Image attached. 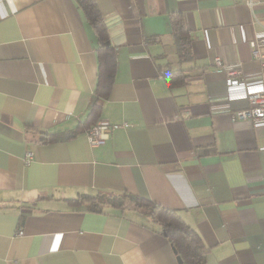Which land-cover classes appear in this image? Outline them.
Masks as SVG:
<instances>
[{
    "label": "crops",
    "instance_id": "crops-1",
    "mask_svg": "<svg viewBox=\"0 0 264 264\" xmlns=\"http://www.w3.org/2000/svg\"><path fill=\"white\" fill-rule=\"evenodd\" d=\"M96 2L117 71L94 124L130 126L94 146L97 44L77 1L0 0V264H182L141 210L80 201L125 192L178 211L205 264H264V125L234 119L250 103L226 94L231 70L264 90L250 45L264 3ZM174 12L192 37L183 59ZM39 131L73 137L41 142Z\"/></svg>",
    "mask_w": 264,
    "mask_h": 264
},
{
    "label": "trees",
    "instance_id": "trees-1",
    "mask_svg": "<svg viewBox=\"0 0 264 264\" xmlns=\"http://www.w3.org/2000/svg\"><path fill=\"white\" fill-rule=\"evenodd\" d=\"M76 1L94 30L97 44L98 79L92 108L86 120V125L91 128L99 118L102 103L109 96L114 84L117 71V54L110 43L108 28L96 0ZM171 26L180 57L183 59L191 56L192 37L180 12L171 14ZM39 133L41 142L59 141L73 137V134L66 136V138L56 133L42 131H39ZM81 200H95L94 203L84 207L92 210H100L103 206L139 209L161 226L165 237L176 249L177 255L181 257L182 264H205L207 261L208 247L204 243L202 236L176 210L163 207L148 198L135 196L128 192L110 196L84 195Z\"/></svg>",
    "mask_w": 264,
    "mask_h": 264
},
{
    "label": "built area",
    "instance_id": "built-area-1",
    "mask_svg": "<svg viewBox=\"0 0 264 264\" xmlns=\"http://www.w3.org/2000/svg\"><path fill=\"white\" fill-rule=\"evenodd\" d=\"M246 2L254 7L258 3H264V0H246ZM263 35L257 40L250 42L253 56L257 58L262 66H264V27L262 31ZM215 63L218 67L223 66V60L220 56L215 58ZM240 70H231L226 79L227 89L226 94L229 99H246L250 105L246 109L239 110L233 114L234 119H249L255 126L264 125V90L252 91L248 87L247 81L242 77ZM130 124L124 122L123 124H113L107 119H102L94 124L87 131V138L89 142L94 145H102L108 141L111 137V133L117 127H128ZM32 152H28L27 161L32 159ZM18 234H24V231L20 230Z\"/></svg>",
    "mask_w": 264,
    "mask_h": 264
},
{
    "label": "water",
    "instance_id": "water-1",
    "mask_svg": "<svg viewBox=\"0 0 264 264\" xmlns=\"http://www.w3.org/2000/svg\"><path fill=\"white\" fill-rule=\"evenodd\" d=\"M174 251L176 252V249L174 248ZM177 254V253H176ZM177 259H178V261L180 262V263H182V259H181V257L179 256V255H177Z\"/></svg>",
    "mask_w": 264,
    "mask_h": 264
}]
</instances>
